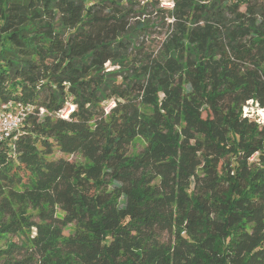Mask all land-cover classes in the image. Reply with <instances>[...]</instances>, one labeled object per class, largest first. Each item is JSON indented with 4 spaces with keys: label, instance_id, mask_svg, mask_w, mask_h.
Here are the masks:
<instances>
[{
    "label": "trees",
    "instance_id": "16d2710c",
    "mask_svg": "<svg viewBox=\"0 0 264 264\" xmlns=\"http://www.w3.org/2000/svg\"><path fill=\"white\" fill-rule=\"evenodd\" d=\"M160 1L0 0V264H264V0Z\"/></svg>",
    "mask_w": 264,
    "mask_h": 264
},
{
    "label": "built area",
    "instance_id": "2783aa9c",
    "mask_svg": "<svg viewBox=\"0 0 264 264\" xmlns=\"http://www.w3.org/2000/svg\"><path fill=\"white\" fill-rule=\"evenodd\" d=\"M247 105H255L258 112L257 116L254 118H256L257 121L264 120V109H258L257 105L253 104L251 101L248 102ZM243 108L245 109L246 106ZM26 114L27 109H24L23 106L19 104L0 105V142L13 138V136L19 132ZM246 114L247 112L245 111L242 113L243 116L248 117ZM251 118H253V116Z\"/></svg>",
    "mask_w": 264,
    "mask_h": 264
},
{
    "label": "rangeland",
    "instance_id": "374dc122",
    "mask_svg": "<svg viewBox=\"0 0 264 264\" xmlns=\"http://www.w3.org/2000/svg\"><path fill=\"white\" fill-rule=\"evenodd\" d=\"M147 1H150V0H138V2L140 4H144ZM169 4H170L169 0H161L160 1V7H165L166 8L167 6H169ZM141 18L143 19V18H147V17L143 16ZM245 106H246L245 109L242 108V113L244 111L247 112L246 115H248V117H250V119H251L252 116H253V118L255 116H257V112L258 111L255 108V105L251 106V105H247L246 104ZM69 111H70V108H66L65 110H63L60 113V115L63 116V117H66L67 114L69 113ZM142 147H143V143L140 140H136L134 146L130 150H131L132 153H136V152L140 151ZM57 157H63L64 159H67L69 161H74V162L81 160V158L79 156H73V155L72 156H62L60 154H57ZM6 240H8V241H14V242H17L18 241L17 237H15L13 235L7 236V239ZM6 240H1L0 241V249H4L5 248V244L7 242Z\"/></svg>",
    "mask_w": 264,
    "mask_h": 264
}]
</instances>
